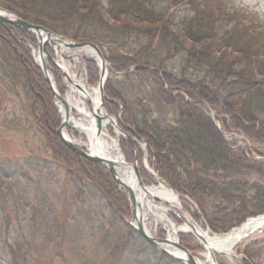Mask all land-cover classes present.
<instances>
[{
    "label": "trees",
    "instance_id": "16d2710c",
    "mask_svg": "<svg viewBox=\"0 0 264 264\" xmlns=\"http://www.w3.org/2000/svg\"><path fill=\"white\" fill-rule=\"evenodd\" d=\"M183 3L191 14L181 21L179 35L171 29L169 16L156 11L149 0H107V7L101 0H0L4 8L30 23L97 45L110 66L105 110L128 135L121 140L126 160L140 162L139 141L145 143L155 173L195 202L197 213L213 232L227 233L264 214V182L250 179L255 175L264 179V161L251 156L250 148L225 138L226 133L238 132L264 145V21L242 9L227 11L219 0L178 2ZM227 14L234 27L219 37L216 23ZM30 35L0 25V74L7 84L26 93L30 120L51 151L52 159L41 163L45 179L62 168L72 184L73 199L81 200L85 193L100 195L108 212L106 227L99 230L108 264H183L159 251L129 224L130 201L110 171L76 154L58 137L54 94L30 51L14 38L21 36L31 43ZM85 60L94 82L97 63ZM131 72L147 78L159 102L175 110L170 121L156 118L148 104L131 100L113 85L115 74L123 73L129 80ZM52 164L56 173L49 170ZM2 166L0 264H31L32 252L39 250L35 239L40 231L45 237L42 251L52 244L53 236L64 239L72 230L81 232L83 228L60 220L55 210L58 202L38 185L41 179L25 178L29 166L40 164L27 161L24 174ZM140 171L146 178L141 166ZM181 243L188 247L186 241ZM240 253L242 264H264V237Z\"/></svg>",
    "mask_w": 264,
    "mask_h": 264
},
{
    "label": "rangeland",
    "instance_id": "374dc122",
    "mask_svg": "<svg viewBox=\"0 0 264 264\" xmlns=\"http://www.w3.org/2000/svg\"><path fill=\"white\" fill-rule=\"evenodd\" d=\"M179 1L180 0H149L150 5L156 11L165 13L169 16L171 29L173 32L181 35V21L190 15L191 12L188 10V6L184 3L178 4ZM196 1L198 3V1L200 2L202 0ZM219 2L222 6L224 5L223 7L226 8L227 11H229V9H242L254 13L257 17L264 21V0H219ZM101 3L107 7V0H101ZM0 6L3 7L1 4ZM13 13L16 14L15 12ZM230 15L231 14H227L225 19L216 23V33L219 37L234 27V22L229 19ZM103 16L108 19V15L105 12ZM13 27L19 28L15 26ZM27 32L31 33L30 38L33 40L31 43L28 40L23 39L21 36L14 38L18 43H20V45L30 51L34 64L37 65L43 73L38 60L39 53L35 52L36 48L38 49L39 36L31 31ZM47 43L49 56H45L49 57H47L48 70L53 78V82L57 90L63 97L66 96L69 82L59 66H67L69 68L70 75L77 81H82L91 87H96L98 85L100 81L99 67L96 64L99 73L95 81L92 82L87 61L85 60L89 57V55L86 54L85 51L70 49L69 47L61 44V42L55 44L54 42L48 40ZM57 46H59L60 49H58ZM43 76L45 78L44 73ZM112 83L131 100L141 99V101L148 104L153 109L154 116L156 118L164 121H170L174 116L175 110L172 107H165L159 102L154 88L147 78L131 72L130 79L125 80L124 74L119 73L115 74L112 78ZM14 90H17V94ZM53 100L61 126L64 117L59 109L60 103L55 97ZM28 105L29 100L22 87L10 86V83L7 84L6 80L0 74V163L3 165L2 168L5 167L13 170L15 169L16 172L18 171L20 173L25 171L27 161H36L37 164H40L41 166L42 160L52 159L51 151L46 148L40 128H38L37 125H34L33 121L30 120ZM74 113H76V111ZM211 116H213V114H211ZM66 128L69 134L73 135L77 139V143L82 140L81 134L76 129L70 128L69 125ZM111 133H115L113 128L111 129ZM126 137H128V135L124 132L120 136V148L124 157L125 150L121 145V140ZM225 138L228 141H236L237 145L250 148L252 150L251 156L264 161V156H261L256 152V150L264 152V145L255 143L238 132L226 133ZM139 148L141 151L140 162L136 158L134 162L130 164H134L136 160H138L137 164L139 169L141 166L144 171L147 172V176L145 178V176L141 175L140 171L144 185H159L158 181L151 174L152 167L148 162L146 144L139 141ZM135 154L138 155L137 152ZM39 160H41V162ZM40 166L37 168L29 166L28 172H25L27 174H25V178L27 177L28 181L32 178V176L37 181L38 179H41V183L43 184L39 183L38 185L41 186V189L47 192V196L49 198L53 197V200L55 198L56 202H58L55 206V210H57V216L60 217V220L63 218V220L69 221L72 224V227L79 226L83 229L81 232L77 230L70 231L64 239H56L55 236H53L52 244L50 243L51 245L43 251L41 248L44 247L45 237L43 231H40L39 235L35 239V247L39 250H35V254L32 252L31 264H35L37 262H52L53 264H108L107 262L109 261V258L107 252L104 250L105 245L103 243V237L99 232L102 226L106 227V215H108V212L106 211L104 202L99 199L100 195L97 192L94 194L85 193L84 196L81 197V200L73 199L71 190L73 189L72 184L68 181L69 176L65 175V171L62 168H59L60 173L57 175L54 174L51 178L48 177L45 179V171H41L43 168ZM49 170L56 173V165L52 164V168H49ZM250 179L261 180L264 182V179L262 177H258L257 175L252 176V178L250 177ZM180 202L181 206L187 211L194 222L199 224L203 229L210 230L211 233L216 234V232H213V230L207 225V220L200 215L201 213H197V207L194 201L189 200L188 198L180 197ZM66 203L70 205L73 204V206L71 205L68 207L66 206ZM155 203L163 205L167 209L166 214L168 218L176 225L182 226L185 224V221L181 217V215L184 214L179 210V208L175 206L168 207L165 204H162L158 199L155 200ZM100 205H102V208L105 209H101ZM82 211L85 212L84 215H80ZM208 216H212L210 210L208 211ZM146 224L151 229L150 232L154 236L161 239L167 238L168 231L166 230L164 223L155 221L152 216H149ZM262 237H264V228L260 229L256 234L252 235L234 248L232 254L235 255L236 258L215 253V263L242 264L243 255L240 252L247 244ZM177 238L180 244H182V240L187 242L188 247L183 244L182 245L189 249L193 256H198L205 251V247L202 242L193 233H180L179 236L177 234ZM60 241L62 242L60 243ZM59 243L60 246H58ZM56 250H59V253H56Z\"/></svg>",
    "mask_w": 264,
    "mask_h": 264
},
{
    "label": "bare ground",
    "instance_id": "6f19581e",
    "mask_svg": "<svg viewBox=\"0 0 264 264\" xmlns=\"http://www.w3.org/2000/svg\"><path fill=\"white\" fill-rule=\"evenodd\" d=\"M7 16L12 18L9 14H7ZM46 38L47 36L44 34L42 36V42L48 41ZM57 48L60 49L59 46H57ZM77 50L85 51L86 54L89 55L88 59H92L97 63L101 78L103 69H105L106 73L108 72V64H106V66L103 65L101 58L94 49L83 48ZM35 52H38L37 48ZM47 54L49 56V53ZM48 56H45L46 62ZM60 68L63 72L67 73L71 79V81H68L69 83L65 96L71 111L67 122L81 134L82 140L78 142V144L86 147L95 155L114 160L118 163L120 177L127 182L135 192L137 202L140 206V208L137 209V216L144 218V224L146 225L144 228L147 233L151 234V229L146 224L149 216H152L155 221L164 223L168 231L167 238L171 242L178 241L177 234L179 236L180 233H193L205 247V251L202 254L194 256L196 263L216 264L214 258L215 253L231 257L237 245L256 234L260 229H263L264 216L255 218L223 234L211 233L210 230L203 229L199 224L190 220H184L185 224L178 226L168 219L166 214L167 209L163 205L156 204L155 200L158 199L162 204L168 207H177V205L181 203L180 198L171 188L163 184L157 186H142L134 173L133 167L125 163V157L120 148V136L122 133L117 128L116 124V120L118 121V119H112L102 107L99 83L96 87H91L72 77L67 66L62 65ZM49 77L54 86L53 78L50 74ZM59 109L65 119V111L62 104H59ZM75 111L76 113H74ZM112 128L114 129V134L111 133ZM64 135L77 143V139L73 135H70L67 129L64 130ZM168 249L174 255L185 260L187 259V255L178 250L174 245L169 244Z\"/></svg>",
    "mask_w": 264,
    "mask_h": 264
},
{
    "label": "water",
    "instance_id": "95a60500",
    "mask_svg": "<svg viewBox=\"0 0 264 264\" xmlns=\"http://www.w3.org/2000/svg\"><path fill=\"white\" fill-rule=\"evenodd\" d=\"M6 14V15H5ZM7 14L11 15V17H8ZM0 24H10L12 26L15 27H19L21 29L27 30V31H31L33 33H36L39 36V43H38V53H39V60H40V66L43 70V73L45 75V78L56 98V100L62 104V106L64 107V111H65V119L63 120L61 126L59 127V129L57 130V135L58 137L61 139V141L69 148L71 149L73 152H75L76 154L92 161L95 162L97 164H100L104 167H106L110 173L112 174L115 182L124 190H126L128 197L131 199L132 204H133V216L131 219V224L137 229V231L146 239L148 240L150 243H152L156 248H158L161 252L172 256L174 259L184 263V264H197L196 260L193 256V254L189 251V249H187L186 247H184L182 244H180L179 241L176 242H171L168 238H157L154 237L152 234H149L146 232L144 226H146L144 223V218H140L137 216V209L140 208L136 196H135V192L133 190V188L127 183L125 182L121 177H120V173L118 171L119 166L118 163L114 160L102 157V156H98L93 154L90 150L86 149L85 147L79 145L78 143L74 142L73 140H71L70 138H67L64 135V130H66L67 126L69 125L67 122V119L70 116V107L65 99V97H63L59 91L57 90L55 84L53 86L52 82H51V78L49 77V70H48V66H47V62L45 60V55H48V51H47V41L42 42V36L43 34H46L49 38L53 35V33L47 29H45L43 26L40 25H35L32 24L28 21L23 20L22 18H20L19 16H17L16 14L3 9L0 6ZM43 33V34H42ZM59 39H63V37H59ZM67 46H69L72 49H83V48H92L96 51L97 55L101 58L103 65L106 66L107 61L105 60L102 52L100 51V49L97 47V45H95L94 43H90V42H70V43H65ZM59 66V65H58ZM60 68V66H59ZM61 69V68H60ZM64 76L67 78L68 81H71V79L69 78V76L67 75V73L63 72ZM51 75V74H50ZM52 77V76H51ZM108 78V72L106 73L105 69H103V74H102V78L100 77V82H99V88H100V94H101V105L104 108V100H105V82ZM110 117H112V119H114L113 116L109 115ZM117 124V123H116ZM70 128H73L72 126L69 125ZM117 128L121 131V133H123V130L117 125ZM138 160H136V162L134 164H130L127 161H125L126 164L130 165L133 167L134 173L138 179V181L140 182V184L143 186L144 183L142 181L141 175H140V171H139V166L137 164ZM153 175L156 177L158 183L163 184L167 187L170 188V186L159 176H157V174H155L154 172H152ZM173 190V189H172ZM174 193H176V195L180 198L181 195L179 193H177L176 191L173 190ZM177 208H179V210L184 214L181 215L182 219L185 221H193V219L189 216V214L187 213V211L181 206V204L177 205ZM264 215H259L256 217H251L248 218L242 225L248 223L249 221L261 217ZM194 222V221H193ZM241 225V226H242ZM169 244L174 245L178 250H180L181 252H184L187 255V259H183L181 257H178L176 255H174L173 253L170 252V250L168 249ZM231 257L236 258L235 255H231Z\"/></svg>",
    "mask_w": 264,
    "mask_h": 264
}]
</instances>
